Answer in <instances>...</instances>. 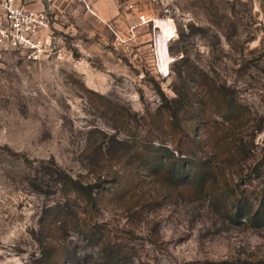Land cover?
I'll list each match as a JSON object with an SVG mask.
<instances>
[{
  "label": "rangeland",
  "instance_id": "obj_1",
  "mask_svg": "<svg viewBox=\"0 0 264 264\" xmlns=\"http://www.w3.org/2000/svg\"><path fill=\"white\" fill-rule=\"evenodd\" d=\"M115 1L122 13L106 23L85 0H55L59 55L12 54L0 74V264L41 255L40 217L57 195L30 180L52 191V159L111 189L93 208L72 201L82 222L58 247L63 264H264V227L228 217L264 193V0ZM96 138L110 154L86 152ZM142 140L190 150L192 179L128 155Z\"/></svg>",
  "mask_w": 264,
  "mask_h": 264
},
{
  "label": "trees",
  "instance_id": "obj_2",
  "mask_svg": "<svg viewBox=\"0 0 264 264\" xmlns=\"http://www.w3.org/2000/svg\"><path fill=\"white\" fill-rule=\"evenodd\" d=\"M166 107L171 111L173 119L176 120V109L172 105H169V103ZM111 138L110 142L115 139ZM98 142V138L94 142L92 141V144L89 146L90 150L86 152L91 153L92 157L94 155L97 158L111 153V151H108V153L104 152L103 145L101 143L98 144ZM130 152H132L134 157L146 154V152L153 153L155 156L153 161L155 169L167 171L171 176L170 178L175 179L177 182L185 183L183 179H192L191 175H194L192 169L195 166L194 164H196L195 155L191 156L189 154L190 150H181L179 156H176L175 151L167 146L153 148L152 146H147V143L142 140L140 147L137 149H134L133 144L128 142V155ZM182 155L186 156L182 157ZM51 163L54 164L53 168H46L48 170L47 174L53 177L52 186L54 189L52 191L45 189L46 186L51 188V185H48L49 183H46L44 179H40L38 173L30 180V184L34 190L44 194H55L57 195V201L43 209L39 222L38 238L42 246L41 255L34 262L27 264H63L62 260L64 256L60 254L58 247L60 244L68 241V231L70 228H79L82 222L72 201L74 202L78 199L85 206L93 208L96 204L97 195H103L106 190H111L106 188V180L98 179L95 183L84 184L79 177L70 174L53 159ZM260 163L261 161L257 164L259 176L262 175L263 170L261 168L262 163ZM236 208L234 215L228 214L231 221L242 224L245 219L254 227H264V193L257 209H254L252 202L245 195L237 200ZM84 223L88 227L91 238L94 240L96 238L94 225L87 223V220H84Z\"/></svg>",
  "mask_w": 264,
  "mask_h": 264
},
{
  "label": "built area",
  "instance_id": "obj_3",
  "mask_svg": "<svg viewBox=\"0 0 264 264\" xmlns=\"http://www.w3.org/2000/svg\"><path fill=\"white\" fill-rule=\"evenodd\" d=\"M44 1L47 2L45 7L34 6ZM54 1L0 0V74L12 54L34 63L59 55L51 18ZM140 19L142 23L148 22L144 14Z\"/></svg>",
  "mask_w": 264,
  "mask_h": 264
},
{
  "label": "crops",
  "instance_id": "obj_4",
  "mask_svg": "<svg viewBox=\"0 0 264 264\" xmlns=\"http://www.w3.org/2000/svg\"><path fill=\"white\" fill-rule=\"evenodd\" d=\"M85 2L89 9L87 13L92 14L91 16L98 21L106 23L116 21L122 13L121 5L115 0H85ZM46 5V1H44V4L39 2L34 4L37 8H43Z\"/></svg>",
  "mask_w": 264,
  "mask_h": 264
},
{
  "label": "bare ground",
  "instance_id": "obj_5",
  "mask_svg": "<svg viewBox=\"0 0 264 264\" xmlns=\"http://www.w3.org/2000/svg\"><path fill=\"white\" fill-rule=\"evenodd\" d=\"M172 34H173V33L169 31V32L167 33V35H165V36H166L165 38H166V39H171V38H172ZM164 43H165V42H164V39H162V40H161V47H160L161 50H160V51H161V57H162V59H163L164 62H165V58H166L165 56H166V55H165V44H164ZM162 48H163V49H162ZM164 62H163V63H164ZM164 65H165V63H164Z\"/></svg>",
  "mask_w": 264,
  "mask_h": 264
}]
</instances>
